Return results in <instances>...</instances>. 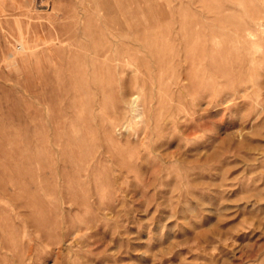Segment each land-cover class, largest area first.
<instances>
[{
	"label": "rangeland",
	"instance_id": "374dc122",
	"mask_svg": "<svg viewBox=\"0 0 264 264\" xmlns=\"http://www.w3.org/2000/svg\"><path fill=\"white\" fill-rule=\"evenodd\" d=\"M0 264H264V0H0Z\"/></svg>",
	"mask_w": 264,
	"mask_h": 264
}]
</instances>
